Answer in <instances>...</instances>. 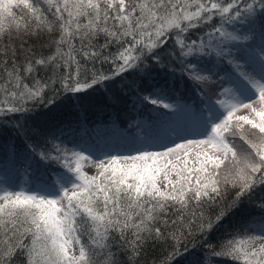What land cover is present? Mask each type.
<instances>
[{"label": "snow or ice", "instance_id": "snow-or-ice-1", "mask_svg": "<svg viewBox=\"0 0 264 264\" xmlns=\"http://www.w3.org/2000/svg\"><path fill=\"white\" fill-rule=\"evenodd\" d=\"M236 24L248 29L239 32ZM194 31L200 35L191 38ZM32 40L43 41L49 53L38 55ZM237 44L242 47L234 53ZM177 52L178 75L165 62ZM97 63L111 71L97 70ZM152 65L168 72L164 82L147 84ZM41 71L51 75L43 79ZM130 73L142 75L127 92L121 86L123 95L187 118L168 116L156 128L145 126L144 137L131 140L141 145L134 154L103 158L62 146L47 128L17 121V135L30 141L25 162L61 171L41 187L0 186V264H14L17 255L25 264H96L98 256L103 264H117L113 247L129 264H139L149 241H171L173 250L160 264H176L186 236H211L237 216L239 230L219 250L205 240L209 255L264 264V0H0V118L26 116L30 102L51 111L56 84L81 94L110 88ZM181 85L199 91L196 111L168 102V90ZM207 85L214 87L206 91ZM48 88L53 96L45 99ZM242 109L249 115H237ZM86 163L95 164L94 174L84 171ZM205 204L216 205L207 216ZM250 206L261 218L258 235L247 234Z\"/></svg>", "mask_w": 264, "mask_h": 264}, {"label": "trees", "instance_id": "trees-1", "mask_svg": "<svg viewBox=\"0 0 264 264\" xmlns=\"http://www.w3.org/2000/svg\"><path fill=\"white\" fill-rule=\"evenodd\" d=\"M251 2V0H249ZM260 24L259 18H257ZM200 35L194 31L191 38ZM41 42L35 40L30 41L36 46L37 54L43 52L45 55L50 49L40 47ZM99 43H103V37L99 38ZM173 45L171 41L166 45V49L171 50ZM117 49L111 47L109 51L115 52ZM188 59H194L189 57ZM165 62L169 63V69L175 68L177 75L180 70L179 55L175 58L165 57ZM88 67L91 69L92 65ZM97 70L108 73L111 66L107 63L95 65ZM153 79L147 81V84L162 83L168 77L167 71H160L155 65L151 67ZM51 75V71L39 73V77L47 79ZM142 73L125 74L123 81L117 80L116 84L110 88L104 85L86 93L75 94L63 92L59 84L54 87L59 93L56 99V106L50 111L45 105L36 104L32 106L31 102L28 107L32 111L26 116L17 115L12 120L0 118V186H11L16 188L22 182V179H34L44 184L49 177L54 176L56 171H61L57 165H48L47 163H39L36 160L29 161L31 167L25 162L26 155L25 145L30 141L23 136L17 135L13 125L19 123L25 124L27 128L38 129L47 128L50 132H55L59 137L58 143H62L69 149L75 144L84 143L96 145L100 142L102 147L113 144L114 146H132L133 137L140 138L145 135L146 127L156 128L164 122L168 116H172L175 120L173 111L158 108L152 105H142L135 103V97L131 95H123L120 92L121 86L127 92V85L134 79H139ZM214 87L213 85L205 86V90ZM47 95L45 99L53 96L51 88L45 90ZM168 102L187 106L191 111H196L200 106V93L197 89H193L190 85L185 87L181 85L178 90L169 89ZM211 94V93H209ZM242 144V141H237ZM246 147V146H245ZM32 181V182H33ZM231 192L224 195L225 200L231 199ZM216 208L215 204H205L204 212L207 216ZM251 219L247 224L248 235L252 234L254 229L260 226V216L255 214L252 206L249 207ZM175 219V216H171ZM240 217H232L230 220L224 221L221 226L215 230L211 236L201 237L199 232H195L191 236L181 241L177 246L180 255L175 257L176 264H200L206 261V264H243V261H233L230 257L213 258L209 255L208 244L217 246L229 237V233L239 230ZM239 238V237H237ZM171 241L168 243L151 242L145 244L143 254L139 257V264H160L165 256L173 249ZM187 249V250H185ZM116 253L117 264H129V257L116 247H113ZM14 264H25L22 255H17ZM96 264H103V256L96 258Z\"/></svg>", "mask_w": 264, "mask_h": 264}, {"label": "rangeland", "instance_id": "rangeland-1", "mask_svg": "<svg viewBox=\"0 0 264 264\" xmlns=\"http://www.w3.org/2000/svg\"><path fill=\"white\" fill-rule=\"evenodd\" d=\"M235 28L237 31L239 32H245L247 29H248V26L247 25H240V24H236L235 25ZM255 28V45L257 46V49H258V46L260 45V42H261V29H260V24L258 23V20H256V24L254 26ZM251 34V33H249ZM245 43H251V41H248V42H245ZM242 47V45L240 44H237L234 48H233V52L235 53L236 52V49L237 48H240ZM257 108L260 107V104L257 103L255 105ZM237 115H249L248 111L247 110H240L239 112H237ZM175 116V121L177 122H180L182 119H186V115H183L179 112H176L174 114ZM249 126H245V128L247 129ZM144 136L140 137L139 139L143 138ZM172 139H176L175 137H173ZM165 143H171V141H165ZM141 145L139 143L135 144V146H126V147H122V146H114L113 144L111 145H107L106 147H102L101 143L99 142L97 144V146L95 145H89V144H84V143H77L73 146V150H76V151H79L81 149L84 150L85 154H88V153H91L93 157H104V153H111L113 155L115 154H128L129 152H133V149L135 147H140ZM152 150H162L160 148L159 145H154L153 146V149ZM134 154V152H133ZM181 160L183 159V154L181 153ZM193 156H194V153H190L188 159L189 161H191L193 159ZM173 161H175V157L173 156L172 157ZM171 167V166H170ZM84 171L89 173V174H94L96 172V168H95V164H87L86 163V166L84 167ZM170 178L172 180H176L177 177L175 176V174H171ZM34 179H22V182L19 184V186H24V187H41L43 185L42 182L40 181H33ZM33 181V182H32ZM160 187L163 189L164 188V181H163V174H161V177H160ZM260 232V226L256 227L254 229V231L252 232V234L250 235H258ZM260 243V241H257V244Z\"/></svg>", "mask_w": 264, "mask_h": 264}]
</instances>
